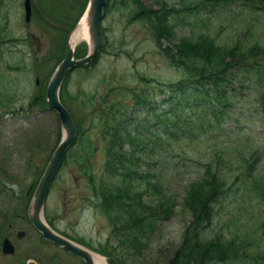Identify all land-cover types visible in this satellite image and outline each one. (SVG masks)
<instances>
[{
    "label": "trees",
    "instance_id": "obj_1",
    "mask_svg": "<svg viewBox=\"0 0 264 264\" xmlns=\"http://www.w3.org/2000/svg\"><path fill=\"white\" fill-rule=\"evenodd\" d=\"M112 2L107 0L104 11ZM158 3L156 9L141 0L125 5L131 17L147 27L170 65L182 71L180 79L157 83L159 100L153 88L145 86L130 90L123 99L103 96L94 102L87 97L84 108L93 109L94 131L77 124V145L72 150L78 152H69L87 176L96 207L110 226L109 237L95 248L110 264H121L117 250L131 254L144 246L147 252L150 234L174 213L177 203L164 165L182 161L195 169L182 197L191 222L180 244L167 257L160 255L158 264H264V220H257L250 209L256 203L264 205L260 148L254 137L228 131L224 124L245 90L255 93L258 111L264 114V36L259 38L255 22L253 30L238 24L237 35L222 40L205 23V17L222 7H240L255 14L254 20L260 19L264 0ZM186 24H192L191 35L163 46L164 38L173 37ZM5 36L0 35V45L10 41ZM139 80L152 81L145 76ZM158 102V109L152 106ZM131 106L136 109L129 112ZM141 111L144 117L137 118ZM98 143L104 162L96 175L91 156Z\"/></svg>",
    "mask_w": 264,
    "mask_h": 264
},
{
    "label": "rangeland",
    "instance_id": "obj_2",
    "mask_svg": "<svg viewBox=\"0 0 264 264\" xmlns=\"http://www.w3.org/2000/svg\"><path fill=\"white\" fill-rule=\"evenodd\" d=\"M111 1L113 6L104 11L101 19L103 45L99 55L85 66L71 68L59 89L60 100L76 124L92 133L90 117L93 109L84 108L87 97L93 98L94 102L103 96H108L109 100L123 99L130 90L143 86L153 88L157 94L160 91L157 83L177 81L182 75V71L170 65L168 58L160 53L147 27L131 17V9L125 5L129 0ZM141 1L147 7L161 6L160 0ZM31 2L32 16L26 22L24 0H0V35H9L10 40L0 45V264H84L81 258L40 235L28 219L27 206L49 156L63 136L57 113L48 109L46 87L64 56L65 39L83 16L89 0ZM255 17L240 7H222L214 15L205 17V23L212 34H218L223 40L237 35L238 24L253 30L252 25L256 22L260 26L261 39L264 15L254 20ZM244 19L248 21L244 23ZM191 28L192 24L177 28L173 37L162 40L163 46L191 35ZM73 48L75 57H82L89 50V40L81 39ZM139 76L152 81L141 82ZM243 93L236 110L231 111L224 122L225 128L255 138V144L260 148L258 169L264 174V125L260 124L264 114L258 111L255 93L249 90ZM156 99H160V94ZM160 104L152 106L158 109ZM135 109L131 106L129 112ZM135 115L143 118L144 111ZM98 144L91 156L96 175L102 171L104 162L102 144ZM76 145L67 149L66 160L51 183L42 215L58 233L103 256L110 264L107 256L96 249L109 237L110 226L96 207L87 176L79 169L74 157H70L72 151L78 152V149L72 150ZM178 162L164 165L173 181V195L177 200L174 213L162 219L150 234L147 252L144 246H141L142 250L130 251L131 254L117 250L115 255L121 264H158L160 255L167 257L180 244L183 232L191 222L190 212L182 205V197L186 182L195 169ZM156 170L161 171L157 166ZM250 209L257 220H264V205L256 203ZM20 230L25 232L22 237L17 236ZM5 237L14 244V254L2 252ZM111 242L115 244L113 240Z\"/></svg>",
    "mask_w": 264,
    "mask_h": 264
},
{
    "label": "water",
    "instance_id": "obj_3",
    "mask_svg": "<svg viewBox=\"0 0 264 264\" xmlns=\"http://www.w3.org/2000/svg\"><path fill=\"white\" fill-rule=\"evenodd\" d=\"M105 5L106 0H89L85 10L87 14L86 21L89 40V50L87 54L82 57L74 56V48L70 43V37L74 30L72 29L67 35L65 41L64 56L48 81L46 87L47 105L49 109L54 110L57 113L60 126L63 130V136L51 153L27 208V215L31 224L44 239L60 246L68 253L81 258L84 261V264H94L91 255L93 252L52 229L43 218L42 213L51 183L65 158L67 149L74 144L78 133V127L73 117L60 100L59 89L71 68L75 66H85L90 61L97 58L99 50L103 44V33L100 24ZM24 8L25 20L28 21L31 14L30 0H24ZM23 233V231H19L17 236L21 237ZM2 252H14V246L8 237H5L2 241Z\"/></svg>",
    "mask_w": 264,
    "mask_h": 264
},
{
    "label": "bare ground",
    "instance_id": "obj_4",
    "mask_svg": "<svg viewBox=\"0 0 264 264\" xmlns=\"http://www.w3.org/2000/svg\"><path fill=\"white\" fill-rule=\"evenodd\" d=\"M86 15L87 14L85 11L72 32V35L70 37V43L72 47L81 39H86L88 42ZM91 255L94 260V264H108L107 261L103 258V256L96 253H92Z\"/></svg>",
    "mask_w": 264,
    "mask_h": 264
}]
</instances>
